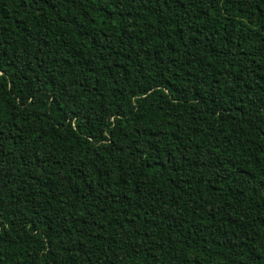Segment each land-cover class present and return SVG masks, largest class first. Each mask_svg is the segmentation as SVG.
<instances>
[{
    "label": "trees",
    "instance_id": "16d2710c",
    "mask_svg": "<svg viewBox=\"0 0 264 264\" xmlns=\"http://www.w3.org/2000/svg\"><path fill=\"white\" fill-rule=\"evenodd\" d=\"M0 264H264V0H0Z\"/></svg>",
    "mask_w": 264,
    "mask_h": 264
}]
</instances>
